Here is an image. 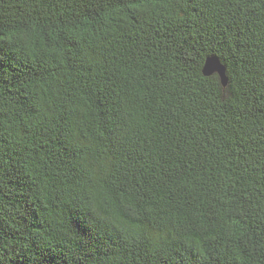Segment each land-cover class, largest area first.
Returning <instances> with one entry per match:
<instances>
[{"label":"trees","instance_id":"1","mask_svg":"<svg viewBox=\"0 0 264 264\" xmlns=\"http://www.w3.org/2000/svg\"><path fill=\"white\" fill-rule=\"evenodd\" d=\"M0 264H264V0H0Z\"/></svg>","mask_w":264,"mask_h":264},{"label":"water","instance_id":"2","mask_svg":"<svg viewBox=\"0 0 264 264\" xmlns=\"http://www.w3.org/2000/svg\"><path fill=\"white\" fill-rule=\"evenodd\" d=\"M203 71L204 74L206 75L218 73L220 75L222 83L224 85H227L228 77L226 74V66L222 63V61L218 57L216 56L208 57L206 59Z\"/></svg>","mask_w":264,"mask_h":264}]
</instances>
